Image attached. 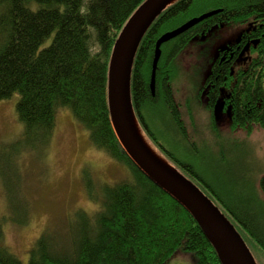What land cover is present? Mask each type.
<instances>
[{
  "label": "trees",
  "instance_id": "obj_1",
  "mask_svg": "<svg viewBox=\"0 0 264 264\" xmlns=\"http://www.w3.org/2000/svg\"><path fill=\"white\" fill-rule=\"evenodd\" d=\"M143 1L0 0V101L18 92L17 115L23 124L16 142L0 143V170L11 168L14 155L48 147L58 109L68 106L88 129L91 142L132 172L127 180L94 183L86 169V188L98 208L76 211L66 231L47 228L33 244L28 264H166L179 249L190 253L194 264H222L195 217L132 162L112 126L109 62L122 28ZM213 10L218 11L162 44L153 93L158 39ZM225 24H234L236 35L217 47L201 97L213 119L226 112L235 126L264 128V0H177L168 6L139 45L132 100L147 136L222 209L261 264L264 216L258 209L264 211V174L262 197H253L255 202L235 198L244 203L238 206L226 200L224 208L213 186L192 164L168 152L148 123L154 115L166 132L172 127L181 135L186 132L171 84L174 62L194 38ZM2 148L8 150L2 154ZM3 174L13 181V175ZM15 203L11 198L10 204ZM3 231L0 219V264H25L4 244Z\"/></svg>",
  "mask_w": 264,
  "mask_h": 264
},
{
  "label": "rangeland",
  "instance_id": "obj_2",
  "mask_svg": "<svg viewBox=\"0 0 264 264\" xmlns=\"http://www.w3.org/2000/svg\"><path fill=\"white\" fill-rule=\"evenodd\" d=\"M209 33L194 38L174 62L171 84L186 132L181 135L174 127L166 132L154 115H149L148 123L168 152L192 164L213 186L222 198L215 196L216 199L225 208L226 200L238 206L244 203L235 198L250 202L253 197L263 196L260 178L264 174V128L235 126L226 112L213 119L206 107L201 85L217 47L234 39L236 28L225 24ZM19 98L15 92L0 101V143H14L22 134L23 124L16 107ZM7 150L2 148V154ZM40 150L14 155L11 168L4 165L5 169L0 170L3 242L25 264L33 244L47 228L66 231L76 211L92 213L98 208L86 188V169L94 183H114L132 177L128 165L91 142L88 129L68 106L59 107L51 143ZM4 170L13 175V181L5 180ZM11 198L17 202L15 206L10 204ZM258 212L264 216L263 210ZM258 259L264 264V258ZM166 264H194V259L179 249Z\"/></svg>",
  "mask_w": 264,
  "mask_h": 264
},
{
  "label": "water",
  "instance_id": "obj_3",
  "mask_svg": "<svg viewBox=\"0 0 264 264\" xmlns=\"http://www.w3.org/2000/svg\"><path fill=\"white\" fill-rule=\"evenodd\" d=\"M176 1L144 0L117 37L108 71V103L112 126L121 147L132 162L195 217L219 254L222 264H259L243 236L222 209L160 150L161 154L154 149L139 122L133 104L132 69L139 45L156 18ZM217 11L213 10L192 18L181 26L165 32L158 39L151 75L153 93L162 44Z\"/></svg>",
  "mask_w": 264,
  "mask_h": 264
}]
</instances>
